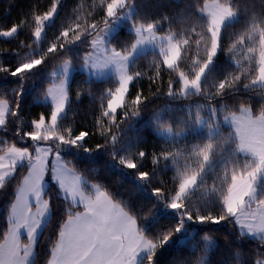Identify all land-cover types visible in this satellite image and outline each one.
I'll list each match as a JSON object with an SVG mask.
<instances>
[{
	"label": "snow or ice",
	"instance_id": "6c2138e0",
	"mask_svg": "<svg viewBox=\"0 0 264 264\" xmlns=\"http://www.w3.org/2000/svg\"><path fill=\"white\" fill-rule=\"evenodd\" d=\"M59 3L54 0L48 11L34 13L31 36L37 47L20 41L21 48L31 51L15 53L18 62L14 68L0 64V73L15 77L17 83L11 99L0 97V193L13 186L7 230L0 234V264H37V245L57 216V202L62 205L63 219L54 238H48L47 264H160L161 250L166 246L183 244L189 237L195 239L190 231L193 224H229L241 237L258 239L264 248V108L257 114L242 103L237 114L222 102L239 92L241 85L245 92L264 89V0L258 11L249 0H204L183 21L186 28L177 32L169 27L164 34L162 21L143 17L137 0H99L86 15L74 10L75 22L41 48ZM97 7L103 18L90 21ZM240 23L242 29L229 34L231 43L225 49V34ZM123 24L128 25L134 39L124 47L113 45ZM26 26L22 20L0 30V37L15 38ZM78 44L91 49L84 53L82 67L101 75L107 70L115 77V86L106 89L100 98L101 112L94 133L77 131L65 123L72 68V60L67 57ZM149 50L155 72L150 77L152 83L162 72L169 74L167 97L204 96L208 100L206 106L188 110L186 118L179 121L185 127L179 130H174L173 122L165 120L162 112L155 114L157 134L172 143L175 150L152 153L151 172L141 170L148 153L137 150L139 140H126L122 127L130 117L140 116L141 106L148 100L142 92L129 99V86L143 78L144 73L134 68ZM225 50L233 71L209 84L218 71V54ZM50 56L62 60L50 73L49 86L43 93L50 111L25 121L21 107L25 82ZM203 111L207 116L201 115ZM221 114L223 123L233 128L227 137L220 131ZM9 134L11 141L6 138ZM97 134L103 143L87 147V138ZM189 135L194 143L176 147ZM81 151L89 157L94 152H107L115 162L113 167L134 170L137 187L150 190L155 199L153 207L144 213L117 199L100 183L90 182L64 159L63 154L77 155ZM161 162L174 171L173 186L167 190L150 187ZM210 174L213 183L209 187ZM157 206L174 223L154 233L153 227L159 221L153 212ZM201 239L204 255L195 264H206L213 243L206 232ZM198 246L194 244L192 251ZM236 256L239 264L240 253ZM261 256L264 252L257 254L253 264H264Z\"/></svg>",
	"mask_w": 264,
	"mask_h": 264
},
{
	"label": "trees",
	"instance_id": "16d2710c",
	"mask_svg": "<svg viewBox=\"0 0 264 264\" xmlns=\"http://www.w3.org/2000/svg\"><path fill=\"white\" fill-rule=\"evenodd\" d=\"M54 0H0V30H7L13 24H20L22 20L27 22L15 38L0 37V64L14 68L18 62V57L15 53L19 52L24 55L31 51L28 48H21L20 41L25 44H32L33 48L37 45L34 43V37L31 36V31L34 30L33 15L34 13L42 14L48 11ZM99 4V0H60L58 11L54 22L46 28V36L41 48H46L60 34L63 28L75 22L74 10L79 9V12L86 15L92 11L93 3ZM261 0H249V3H254L255 9H260ZM204 0H137L141 15L148 20H161L163 32L168 31L169 27L173 31H182L187 27L183 21L192 15L195 9L201 6ZM84 15L81 19H84ZM163 17H168L164 20ZM103 18V12L96 8L93 17L100 21ZM243 23L236 24L234 28L228 30L225 34L224 46L225 49L230 45L231 40L229 34L241 30ZM134 37L130 35L127 24L123 25L114 36L112 43L124 47L130 44ZM91 49L87 45H76L67 58L72 60V64L76 68L69 84L68 92L70 98V109L66 124L71 125L75 130H87L90 133L95 132L96 118L101 112V97L105 90L115 86V77L110 75L107 78L95 79L87 76V74L79 70L82 64V57L86 51ZM62 55V54H61ZM153 57L151 50L147 52L141 59L137 61L134 71L144 73L142 79L134 81L129 87V99L135 97L137 92L148 97L145 105L141 106L139 117H130L125 124L122 125L125 130V139L139 140L137 150H144L148 153L145 159L142 171L151 172L153 165L151 163V154L160 153L166 150H175L173 144L166 142L156 132V125L153 122L155 114L159 111L165 120L173 122L174 130H179L185 127L180 124L181 118H186V113L189 109L195 111L198 106H206L208 100L204 96H190L182 98L177 96L175 99H170L166 96L169 74L167 71L162 72L161 77L152 83L150 77L155 75L152 67ZM62 60L54 56H50L41 70L32 78L25 82V93L21 101L22 115L25 121H31L43 112L46 115L50 111L48 104L43 100V93L50 83V73L55 69ZM233 65L229 59L227 51H222L217 57V69L214 77L209 79V84L213 83L214 79H222L223 75L233 71ZM184 70H188V61H185ZM244 78L242 77V80ZM244 82H247L246 80ZM17 87L16 78L11 77L7 73H0V97L8 99L12 98L11 90ZM159 88L160 91L156 92ZM79 93V98L77 94ZM228 104L230 111L239 112L240 104L250 105L254 113L264 108V89L248 90L245 92L242 85L240 91L233 93L231 96L225 97L222 101ZM215 103V101H213ZM131 107V106H130ZM201 115L207 116V112H201ZM220 131L224 137H227L233 128L223 123V114H221ZM25 130H30L25 128ZM2 135V134H0ZM10 141L13 139L11 134L6 137ZM194 138L189 135L184 139H180L176 147H184L185 144L194 143ZM97 143H103L102 138L97 135H90L87 138V147L95 148ZM64 159L71 161L75 165L78 172L82 173L90 182L100 183L117 199H122L137 209H143L147 213L149 208L153 207L155 199L151 196L150 190L141 191L134 180V170H120L112 165L115 163L107 152L93 153L91 157L83 154L82 151L77 155L63 154ZM127 172L128 175H124ZM174 171L169 166L164 167V163L158 167L157 173L154 176L150 187H161L165 190L171 188ZM48 179V178H47ZM213 183V176L210 174L207 181L210 187ZM13 186L0 193V234L7 230V211L9 202L12 198L11 193ZM200 193L196 196L199 197ZM57 216L53 223L48 226L44 236L40 239L37 245V264H47L48 259V238H54V232L58 227V223L63 219L62 205L57 202ZM153 212L159 217L158 223H155L153 232L164 230L169 224L174 223L170 219L169 214H166L157 206ZM142 213V214H144ZM191 233L195 239L189 237L183 244L173 243L162 249L160 264H195L198 257L204 255V242L201 237L204 233H208L213 240V243L208 248L206 256V264H237L236 253H240L239 264H253L257 259V254L264 252L261 248V242L258 239L250 237H241L240 234L229 224H193ZM199 244L195 252L192 251V246ZM264 259V256L260 257Z\"/></svg>",
	"mask_w": 264,
	"mask_h": 264
},
{
	"label": "rangeland",
	"instance_id": "374dc122",
	"mask_svg": "<svg viewBox=\"0 0 264 264\" xmlns=\"http://www.w3.org/2000/svg\"><path fill=\"white\" fill-rule=\"evenodd\" d=\"M57 11H58V9H57ZM123 25H125V24H123ZM123 25H121L120 27H119V29L123 26ZM127 28H128V25H127ZM118 29V30H119ZM161 34H164V33H161ZM61 64V63H60ZM59 64V65H60ZM58 65V66H59ZM57 66V67H58ZM56 67V68H57ZM55 68V69H56ZM75 67H74V65L72 64V68H71V70H70V72H69V77H68V88H69V84H70V82H71V79H72V76H73V74H74V71H75ZM54 70V69H53ZM79 70H81V71H83V72H85L86 74H87V76H89V77H92V78H95V79H103V78H107V77H109L110 75H112L109 71H107V70H105V72H104V74L103 75H101V74H98V73H95V70H89V69H86V68H84V67H82V64L80 65V67H79ZM130 87V86H129ZM237 114H239V112H237ZM227 124V123H226ZM46 179H47V177H46ZM23 239H24V242H27L26 241V237H23Z\"/></svg>",
	"mask_w": 264,
	"mask_h": 264
},
{
	"label": "crops",
	"instance_id": "0c3cea01",
	"mask_svg": "<svg viewBox=\"0 0 264 264\" xmlns=\"http://www.w3.org/2000/svg\"><path fill=\"white\" fill-rule=\"evenodd\" d=\"M229 125V124H228Z\"/></svg>",
	"mask_w": 264,
	"mask_h": 264
}]
</instances>
